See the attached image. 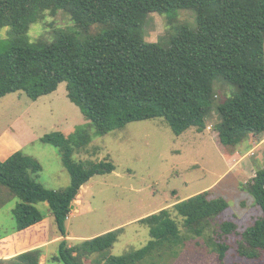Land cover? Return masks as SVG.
<instances>
[{
    "label": "trees",
    "instance_id": "trees-1",
    "mask_svg": "<svg viewBox=\"0 0 264 264\" xmlns=\"http://www.w3.org/2000/svg\"><path fill=\"white\" fill-rule=\"evenodd\" d=\"M175 9L194 11L198 30L181 27L170 49L146 42L147 15ZM49 10L68 12L80 31L59 34L51 43H31L30 26ZM95 25L102 32L88 33ZM6 27L13 28V36L7 50L0 52V100L23 91L37 101L66 83L69 100L91 122L68 136L53 132L41 139L61 153L71 178L66 190L38 182L43 167L22 150L0 162V192L4 194L5 187L8 195L20 200L14 212L16 232H26L25 237L47 227L51 214L63 237L54 260L63 264H164L168 259L172 264L192 241L223 261L228 245L207 233L213 232V222L229 203L210 198V190L139 220L151 240L122 256L113 251L125 227L70 242L67 219L82 188L94 177L117 170L109 159L75 160L74 155L86 150L94 137L133 122L162 118L177 136L193 128L203 133L215 108L220 121L214 130L224 148L236 149L250 136L264 135V0H0V30ZM216 85L230 89L219 105ZM248 191L263 217L240 234L237 252L254 260L264 252V168L256 171ZM40 204H47L48 213ZM175 213L188 233L182 232ZM237 228L233 222L220 225L224 235ZM35 238L39 240L41 233ZM43 255L44 247H36L11 260L41 264Z\"/></svg>",
    "mask_w": 264,
    "mask_h": 264
},
{
    "label": "rangeland",
    "instance_id": "rangeland-1",
    "mask_svg": "<svg viewBox=\"0 0 264 264\" xmlns=\"http://www.w3.org/2000/svg\"><path fill=\"white\" fill-rule=\"evenodd\" d=\"M181 27L198 30L194 11L175 9L164 14L151 13L145 20L144 39L170 49L172 37ZM79 31L68 12L59 10L54 13L49 10L30 26L28 40L31 43H51L59 34ZM100 32V25L88 30L92 35ZM12 36V27L0 30V52L7 50V42ZM229 95L228 87L216 85V105L224 102ZM219 121L215 108L208 116V128L203 133L193 128L177 136L164 119L158 118L133 122L124 129L94 137L86 150L75 152V160L99 162L109 159L117 170L109 175L96 176L84 186L82 197L80 193L74 203L77 208L67 219L66 226L71 236H93L210 190V198L222 197L229 203V208L213 222L215 233H207L217 243L228 245L226 258L221 261L217 253L203 244L195 246L192 241L175 261L176 264H264V252L254 260L246 259L237 252L240 234L263 217L262 210L248 191V185L256 171L264 168V135L250 136L236 149L224 148L214 130ZM90 123L80 108L69 100L66 83H62L55 93L37 101L23 91L7 95L0 100V141L2 145L6 142L12 146L0 162L14 154L19 144L22 149L19 147L18 151L22 150L41 163L43 170L38 182L48 189L66 190L71 185V178L61 153L41 139L53 132L68 136L80 126ZM3 189L5 193L0 198V239L17 231L18 220L14 212L20 204L17 197L8 195L7 188ZM83 201L85 205H82ZM39 207L48 213L47 204H40ZM174 215L182 232L188 233L183 218L176 213ZM48 219L47 227L34 229L21 240L10 239L11 245L2 252L8 258L0 260V264H21L11 259L43 245H46V257L42 264H63L54 260L59 253V242L53 240L61 234L55 218L49 214ZM224 222L235 223L237 230L231 235H224L220 231ZM129 225L115 245V256L140 249L151 240L146 226L136 222ZM40 233L41 238L37 240L35 236ZM169 262L171 260L168 259L164 264Z\"/></svg>",
    "mask_w": 264,
    "mask_h": 264
},
{
    "label": "crops",
    "instance_id": "crops-1",
    "mask_svg": "<svg viewBox=\"0 0 264 264\" xmlns=\"http://www.w3.org/2000/svg\"><path fill=\"white\" fill-rule=\"evenodd\" d=\"M1 142V141H0ZM12 145H10V144H8V143H3V145H2V142H1V144H0V160H3L2 158L6 155V152H7V150L11 147ZM18 146L21 148V146L18 144ZM18 147V148H19ZM18 148L17 149H15L14 151L15 152H17L18 151ZM19 148V149H20ZM22 149V148H21ZM256 174V173H255ZM84 188V187H83ZM83 188H82V190H83ZM81 197H82V191H81ZM0 198H3V194H2V192H0ZM77 201L75 200L74 201V203H76ZM73 203V209L72 210H74L75 208H77V207H75V204ZM82 205H85V202L83 201V204ZM82 205H81V207H82ZM174 205V204H173ZM172 205V206H173ZM77 211H79V210H77ZM155 213V212H154ZM149 215H151V214H149ZM142 218H139V219H137V220H135V221H133V222H130L131 224L132 223H134V222H136V223H139V220H141ZM45 223V222H44ZM130 223H128V224H124V225H120V226H115V227H113V228H110V229H108V230H106V231H104V232H101V233H99V234H96V235H93V236H78V237H74V236H71V234L68 232V229H67V234H68V237H67V239L70 241V242H73V241H82V240H86V239H91V238H94V237H97V236H99V235H102V234H104V233H107V232H109V231H112V230H115V229H118V228H121V227H125V233H126V227H128V226H130L129 224ZM47 224H49V219H47ZM140 224V223H139ZM125 225H127V226H125ZM38 226H40V225H38ZM37 226V227H38ZM34 228H36V227H34ZM124 233V234H125ZM23 234L24 235H26V232H24V233H21V232H19V233H17V232H15L14 234H12V235H9V236H5L4 238H1L0 239V260H6L8 257H5V255H7L6 253H2V252H5L4 251V248H6V247H9L11 244H9V241H10V239H16V240H21V237L23 236ZM61 240H63V237H58V238H56V239H54L53 241H55V242H59L60 243V241ZM52 242V241H51ZM50 242V243H51ZM49 245H51V244H49ZM46 245H43L42 247H45ZM36 247H40V246H35V247H33V248H36ZM46 248V247H45ZM32 249V248H31ZM46 256L45 255H43L42 257H41V264H42V262H43V259L45 258ZM177 262V261H176ZM176 262L174 263V264H176Z\"/></svg>",
    "mask_w": 264,
    "mask_h": 264
},
{
    "label": "water",
    "instance_id": "water-1",
    "mask_svg": "<svg viewBox=\"0 0 264 264\" xmlns=\"http://www.w3.org/2000/svg\"><path fill=\"white\" fill-rule=\"evenodd\" d=\"M71 208L73 209V206Z\"/></svg>",
    "mask_w": 264,
    "mask_h": 264
}]
</instances>
